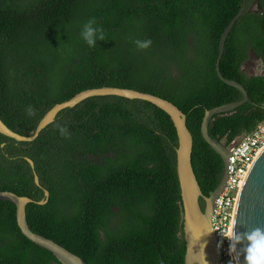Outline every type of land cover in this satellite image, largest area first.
<instances>
[{
    "label": "trees",
    "instance_id": "trees-1",
    "mask_svg": "<svg viewBox=\"0 0 264 264\" xmlns=\"http://www.w3.org/2000/svg\"><path fill=\"white\" fill-rule=\"evenodd\" d=\"M242 4L219 73L245 89L247 102L207 125L228 147L264 118V0H0V119L29 135L53 105L82 90L156 95L185 114L191 167L207 196L223 164L199 127L205 110L242 98L215 71L219 36ZM89 18L104 33L93 47L79 35ZM145 39L149 47L137 48ZM249 52L260 73L243 71ZM176 146L170 118L150 103L89 97L31 142L0 134V191L38 201L47 190L44 205L24 206L28 228L87 264H184ZM0 264H60L20 233L14 205L3 200Z\"/></svg>",
    "mask_w": 264,
    "mask_h": 264
},
{
    "label": "water",
    "instance_id": "water-1",
    "mask_svg": "<svg viewBox=\"0 0 264 264\" xmlns=\"http://www.w3.org/2000/svg\"><path fill=\"white\" fill-rule=\"evenodd\" d=\"M244 9L242 4L237 13L231 18L221 32L218 39V52L215 60V71L219 79L226 85L238 90L242 98L238 101L215 106L204 111L199 132L204 142L220 157L223 170L216 188L207 196L202 195L191 167L192 138L185 125V114L171 102L150 93L134 89L102 86L82 90L68 100L53 105L38 121L29 135H20L9 129L0 119V134L15 142H31L39 132L50 124L58 112L71 108L82 100L94 96H117L129 100H140L160 109L171 120L175 129L177 146L175 149V168L182 205V233L184 240V264H220V251L216 245L215 236L211 228V215L214 201L222 192L226 181L227 149L207 133V125L212 116L228 113L247 102L245 89L236 81L223 78L219 73V60L223 44L234 22L240 17ZM25 161L33 170V162L25 157ZM33 183L39 185L38 177L33 171ZM42 200L33 201L25 196H18L9 191H0V200L8 201L15 207V221L20 233L31 243L51 253L60 264H87L82 258L65 249L51 239L33 233L28 228L24 206L27 203L44 205L48 199V191L43 189ZM204 202V210L199 205V199ZM234 231L246 233L254 228L264 229V146L247 169L241 182L234 213L231 221ZM236 248L242 253V243ZM236 264L237 253H233ZM239 264H245L244 257L239 254Z\"/></svg>",
    "mask_w": 264,
    "mask_h": 264
},
{
    "label": "built area",
    "instance_id": "built-area-1",
    "mask_svg": "<svg viewBox=\"0 0 264 264\" xmlns=\"http://www.w3.org/2000/svg\"><path fill=\"white\" fill-rule=\"evenodd\" d=\"M264 146V118L249 132L232 140L227 149L226 181L214 201L211 228L220 251V264H236L229 251V240L223 236L231 225L235 204L244 175L251 162Z\"/></svg>",
    "mask_w": 264,
    "mask_h": 264
},
{
    "label": "clouds",
    "instance_id": "clouds-1",
    "mask_svg": "<svg viewBox=\"0 0 264 264\" xmlns=\"http://www.w3.org/2000/svg\"><path fill=\"white\" fill-rule=\"evenodd\" d=\"M95 25V18H89L81 27L80 37L89 46L96 45L97 40L104 39V33L99 26ZM137 48H147L151 44L148 39L134 41ZM31 111V109H29ZM65 129H61L65 133ZM223 236L229 240V251L237 253L236 260L239 264V254L244 257L245 264H264V229L254 228L246 233H237L234 231V225L229 226V230L223 233ZM242 243V253L236 248L237 244Z\"/></svg>",
    "mask_w": 264,
    "mask_h": 264
},
{
    "label": "rangeland",
    "instance_id": "rangeland-1",
    "mask_svg": "<svg viewBox=\"0 0 264 264\" xmlns=\"http://www.w3.org/2000/svg\"><path fill=\"white\" fill-rule=\"evenodd\" d=\"M251 8L255 9L256 6L253 5ZM243 71L248 75L257 74V73L261 72V69L258 65L257 59L254 56H252L251 54H250L249 59L243 65Z\"/></svg>",
    "mask_w": 264,
    "mask_h": 264
},
{
    "label": "flooded vegetation",
    "instance_id": "flooded-vegetation-1",
    "mask_svg": "<svg viewBox=\"0 0 264 264\" xmlns=\"http://www.w3.org/2000/svg\"><path fill=\"white\" fill-rule=\"evenodd\" d=\"M250 54L252 55V56H254L251 52H249V57H250ZM249 59V58H248ZM199 202H200V204H204V202H203V200L200 198L199 199Z\"/></svg>",
    "mask_w": 264,
    "mask_h": 264
}]
</instances>
